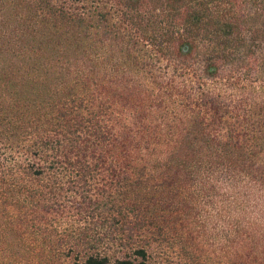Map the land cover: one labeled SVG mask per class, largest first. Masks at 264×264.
Returning a JSON list of instances; mask_svg holds the SVG:
<instances>
[{"label": "trees", "instance_id": "1", "mask_svg": "<svg viewBox=\"0 0 264 264\" xmlns=\"http://www.w3.org/2000/svg\"><path fill=\"white\" fill-rule=\"evenodd\" d=\"M207 220L264 264V0H0V264H164Z\"/></svg>", "mask_w": 264, "mask_h": 264}, {"label": "rangeland", "instance_id": "2", "mask_svg": "<svg viewBox=\"0 0 264 264\" xmlns=\"http://www.w3.org/2000/svg\"><path fill=\"white\" fill-rule=\"evenodd\" d=\"M233 101L230 102L232 104ZM215 204L209 203V208L212 210L215 208ZM209 213L212 214V211L209 210ZM210 215H207V218ZM172 226L176 225V229H171L172 231L178 230L180 227L178 223H170ZM207 233L205 238H197L195 242L198 244L197 246L193 243L190 245H186L185 248L181 247L179 242V236L181 234L178 233L173 237L162 239L159 243L154 242L151 246V253L153 257L156 258L159 262H163L164 264H235V262L227 259V256H231V254L227 253L222 254V250L218 249L215 243V230L211 227V222L207 220L206 222ZM175 233V232H174ZM171 233L170 234H174ZM187 232H182V234H186ZM202 245V246H199ZM198 246L201 250L198 251Z\"/></svg>", "mask_w": 264, "mask_h": 264}]
</instances>
